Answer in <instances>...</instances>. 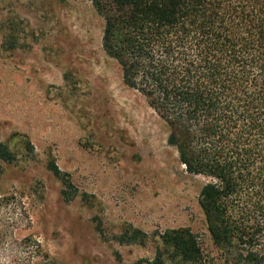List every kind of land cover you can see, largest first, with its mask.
Returning <instances> with one entry per match:
<instances>
[{
  "label": "rangeland",
  "instance_id": "obj_1",
  "mask_svg": "<svg viewBox=\"0 0 264 264\" xmlns=\"http://www.w3.org/2000/svg\"><path fill=\"white\" fill-rule=\"evenodd\" d=\"M90 0H0V264H226L169 127L126 86ZM53 162L62 175L50 168ZM63 176L70 182L68 186ZM173 234V233H172Z\"/></svg>",
  "mask_w": 264,
  "mask_h": 264
},
{
  "label": "trees",
  "instance_id": "obj_2",
  "mask_svg": "<svg viewBox=\"0 0 264 264\" xmlns=\"http://www.w3.org/2000/svg\"><path fill=\"white\" fill-rule=\"evenodd\" d=\"M90 1L124 84L165 120L186 170L209 179L199 204L223 262L264 264V0ZM13 160L0 138V176ZM172 233L181 260L201 263L192 230Z\"/></svg>",
  "mask_w": 264,
  "mask_h": 264
}]
</instances>
